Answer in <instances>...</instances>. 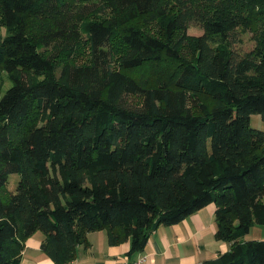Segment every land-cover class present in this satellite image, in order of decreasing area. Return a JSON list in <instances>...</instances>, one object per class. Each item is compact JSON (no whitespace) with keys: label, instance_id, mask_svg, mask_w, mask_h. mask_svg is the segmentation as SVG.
Masks as SVG:
<instances>
[{"label":"trees","instance_id":"1","mask_svg":"<svg viewBox=\"0 0 264 264\" xmlns=\"http://www.w3.org/2000/svg\"><path fill=\"white\" fill-rule=\"evenodd\" d=\"M2 74L0 264L36 231L55 264L96 230L141 253L209 203L207 263L264 264V0H0Z\"/></svg>","mask_w":264,"mask_h":264},{"label":"crops","instance_id":"2","mask_svg":"<svg viewBox=\"0 0 264 264\" xmlns=\"http://www.w3.org/2000/svg\"><path fill=\"white\" fill-rule=\"evenodd\" d=\"M215 208L214 203H209L179 223L158 225L141 254L155 264H208L229 249L226 241L215 238ZM256 230L263 236L252 239H264V230ZM42 238L43 233L36 231L25 240L20 264H55L41 250ZM129 249V241L109 244L105 230L91 231L87 233V243L76 247L75 258L69 264H121L138 256L129 254Z\"/></svg>","mask_w":264,"mask_h":264},{"label":"rangeland","instance_id":"3","mask_svg":"<svg viewBox=\"0 0 264 264\" xmlns=\"http://www.w3.org/2000/svg\"><path fill=\"white\" fill-rule=\"evenodd\" d=\"M188 33L190 35L198 36V35H201L203 33V29L201 28V26L199 24L191 23V24H189ZM250 36H251L250 32L248 34H243L242 36H240L241 39H239V41H237L235 43L236 48L241 50V51L250 50L254 45V42H253L252 38H250ZM145 72L149 73L150 69L149 68H147V70L145 69ZM9 83L10 82H9L8 78L4 74L0 75V86L1 87L5 88L9 85ZM250 125H251V127L264 130V124H263V122L261 120V116L259 114H252L250 116ZM18 180H19V174L12 173L9 175L8 189L10 191H12V192L15 191ZM254 227H258V228H254ZM254 227L251 228V230L243 236L244 239H252V238H254V236H255V238H258V236H263V235H259L261 233H259V230H256V229H263L264 230V226L257 225ZM260 240H263V238H261Z\"/></svg>","mask_w":264,"mask_h":264},{"label":"built area","instance_id":"4","mask_svg":"<svg viewBox=\"0 0 264 264\" xmlns=\"http://www.w3.org/2000/svg\"><path fill=\"white\" fill-rule=\"evenodd\" d=\"M121 264H155L146 261V256L138 253V256L135 259H126Z\"/></svg>","mask_w":264,"mask_h":264}]
</instances>
